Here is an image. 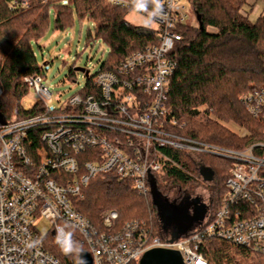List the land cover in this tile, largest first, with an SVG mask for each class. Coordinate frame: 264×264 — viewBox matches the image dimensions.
<instances>
[{"label":"built area","instance_id":"2783aa9c","mask_svg":"<svg viewBox=\"0 0 264 264\" xmlns=\"http://www.w3.org/2000/svg\"><path fill=\"white\" fill-rule=\"evenodd\" d=\"M6 1L11 10L24 11L38 0ZM183 2L174 0L172 7L165 3L164 17L156 21L157 44L131 53L115 71L85 75L82 91L55 110L46 103L52 93L44 76L23 78L38 95L42 111L0 121V264H65L36 229L39 219L50 224L55 241L60 228L77 232L93 264H139L153 249L178 251L184 264H208L201 251L208 240L264 259V143L232 150L166 128L167 122L169 127L177 124L174 118L166 119V104L177 67L170 54L182 41L178 28L199 26L194 7L188 11ZM108 3L130 9L127 0ZM3 95L0 86V99ZM241 101L264 122V89L245 94ZM199 112L200 117L207 116L205 107ZM207 117L218 121L213 113ZM165 148L189 153L197 165L202 154L232 162L226 195L211 222L207 219L184 238L163 240L137 221L113 231L119 214L112 210L102 214L104 230H99L73 206V199L91 180L108 173L129 180L140 195H148L152 175L181 168L162 153ZM88 152L89 161L78 158Z\"/></svg>","mask_w":264,"mask_h":264},{"label":"trees","instance_id":"16d2710c","mask_svg":"<svg viewBox=\"0 0 264 264\" xmlns=\"http://www.w3.org/2000/svg\"><path fill=\"white\" fill-rule=\"evenodd\" d=\"M190 2L201 15L204 29L189 25L178 28L182 41L170 54L177 67L166 104V119L174 118L177 124L169 127L167 122L166 128L192 140L232 150L264 143V122L255 119L241 101L245 94L264 89V14L251 21L244 12L247 0ZM51 11L55 12L58 31L70 27L75 16L96 24V39L103 38L111 48L101 71H115L131 53L158 42L154 28L135 26L126 20L131 8L112 6L108 0H38L24 11H13L6 0H0V86L4 91L0 113L5 120L27 118L42 111L39 103L30 110L24 109L22 102L29 89L23 78L42 74L32 42L45 35L51 24ZM210 27L218 31L209 33ZM204 107L205 114L213 113L218 121L200 117L199 109ZM222 122L241 125L249 135L240 138ZM162 153L181 168L169 167L162 175H152L148 195H140L129 180L108 173L91 180L82 195L73 199V206L99 230H104L102 214L112 210L119 214L113 231L137 221L145 223L163 240L190 235L196 229L162 231L159 198L166 199L172 188L186 192L201 184L199 167L189 153L170 148L162 149ZM90 154H80L78 158L85 162ZM199 158L214 180L209 223L222 206L232 162L207 154ZM71 233L79 249L72 254H64L52 235L48 236L50 242L46 240L49 249L65 264H77L80 254L87 251L80 235ZM201 251L208 264H264V259L219 240L206 241Z\"/></svg>","mask_w":264,"mask_h":264},{"label":"rangeland","instance_id":"374dc122","mask_svg":"<svg viewBox=\"0 0 264 264\" xmlns=\"http://www.w3.org/2000/svg\"><path fill=\"white\" fill-rule=\"evenodd\" d=\"M253 1H256L255 13L251 12L249 6L247 10L250 13L251 21H256L264 14V0ZM183 3L188 11L193 9L189 0H184ZM192 16L190 14L189 23L193 22ZM126 20L132 25L143 26L142 21L133 11L126 16ZM50 21L51 24L45 35L38 42L33 41L32 45L42 75L45 78L44 84L52 93L51 99L46 103L52 110H55L73 95L81 92L86 85L85 74L77 72L75 69H85L90 76H96L101 71L103 63L107 61L111 48L103 38L98 37L96 39V24L89 19H79L78 16H75L73 24L63 31L55 29L54 11L50 12ZM196 22H198L197 17ZM156 27L155 22L150 28L155 29ZM217 31L216 28H208L209 33L215 34ZM38 101L39 97L36 92L29 90V94L23 100L22 105L25 110H30ZM222 124L243 133L241 135L245 134V137L249 135L246 128L234 122H222ZM242 128L245 130L244 132H241ZM198 167L201 184L189 187L186 192H181L178 188H172L166 199L159 198V220L162 231L179 229L181 232H188L203 226L206 220L209 219V214L207 216H192L196 204L209 209L211 190L214 186V180L206 181L203 176L207 173V170L201 165H198ZM36 229L45 240L48 239L50 242L48 236L51 233V226L47 221L39 219Z\"/></svg>","mask_w":264,"mask_h":264},{"label":"clouds","instance_id":"9594fccd","mask_svg":"<svg viewBox=\"0 0 264 264\" xmlns=\"http://www.w3.org/2000/svg\"><path fill=\"white\" fill-rule=\"evenodd\" d=\"M166 2L169 7L174 4V0H128L131 10L140 18L145 28H150L158 18L164 17ZM56 243L65 254L79 251L72 233L63 228L57 230Z\"/></svg>","mask_w":264,"mask_h":264},{"label":"water","instance_id":"95a60500","mask_svg":"<svg viewBox=\"0 0 264 264\" xmlns=\"http://www.w3.org/2000/svg\"><path fill=\"white\" fill-rule=\"evenodd\" d=\"M194 10L199 28L203 30L204 26L202 23V17L196 9ZM75 71L82 72L86 76L89 75V72L85 69L76 68ZM3 120H5L4 115L0 113V121ZM203 176L206 181L213 180V174L211 172H208V170L207 173H205ZM77 264H93V259L88 252H82L79 256V261ZM139 264H184V262L178 251L167 249H153L144 255Z\"/></svg>","mask_w":264,"mask_h":264},{"label":"flooded vegetation","instance_id":"af4514ba","mask_svg":"<svg viewBox=\"0 0 264 264\" xmlns=\"http://www.w3.org/2000/svg\"><path fill=\"white\" fill-rule=\"evenodd\" d=\"M208 211V208H202L201 206L196 204L192 216H207Z\"/></svg>","mask_w":264,"mask_h":264},{"label":"crops","instance_id":"0c3cea01","mask_svg":"<svg viewBox=\"0 0 264 264\" xmlns=\"http://www.w3.org/2000/svg\"><path fill=\"white\" fill-rule=\"evenodd\" d=\"M249 4V5H248ZM255 5H256V1H253V0H248L247 1V5L245 6V8H244V12L245 13H247V15H250V13L248 12V6H249V9L251 10V12H254L255 13V11L254 10H256L255 9Z\"/></svg>","mask_w":264,"mask_h":264}]
</instances>
